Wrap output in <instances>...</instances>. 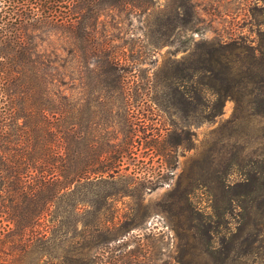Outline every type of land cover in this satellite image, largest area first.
Wrapping results in <instances>:
<instances>
[{
    "label": "trees",
    "instance_id": "trees-1",
    "mask_svg": "<svg viewBox=\"0 0 264 264\" xmlns=\"http://www.w3.org/2000/svg\"><path fill=\"white\" fill-rule=\"evenodd\" d=\"M70 1L63 21L55 16V0L5 2L17 11L23 9L24 14L13 13L10 25L0 29V214L6 216L9 224L0 232V264L15 261L26 251L34 256L33 264H149L155 255L151 239L146 236H136V249L125 251L118 246L110 247V241L105 242L92 232L87 243L65 251L62 242L57 243L53 235L51 211L57 201L76 185L107 184L121 171L124 157H135L130 152L131 138L125 136L118 144L113 138L103 139L100 144L92 138H83L76 131L77 124L65 126L70 110L33 101L35 92L53 85L59 75L68 73L66 77L72 80L73 63L87 71L94 86H100L98 92L118 95L130 82H137L122 68L119 47L103 39L97 22L98 13L104 8L121 5L140 8L139 0ZM39 2L47 5L45 12L50 24L66 35L67 46L63 51L67 58L37 56L31 43L19 37L18 31L34 22V7ZM261 3L264 12V0ZM204 45L188 76L194 88L193 108L206 102L207 122L215 124L225 103L232 101V117L213 130L228 143L240 136L247 122L264 120V48L240 38L216 39ZM181 82L176 80L173 84L182 87ZM99 99L104 105L116 101L112 97ZM178 144L179 141L169 142L171 146ZM222 148L225 149L216 151V163V159H211L213 152L207 155V197L211 211L207 213L204 255L206 264H244L242 258L249 256L264 238V153L247 155V144ZM157 156L169 163L168 153ZM150 163L139 161L129 168L131 175L154 186L145 189L160 186L151 181L159 172ZM129 169L123 167L124 171ZM233 175L238 178L231 181ZM222 203L232 208V213H225ZM169 212L177 219L188 214L190 221L193 215L187 197L173 202ZM97 224L96 221L95 233L99 232ZM103 228L109 230L107 225ZM199 256L191 246L161 264H196Z\"/></svg>",
    "mask_w": 264,
    "mask_h": 264
},
{
    "label": "rangeland",
    "instance_id": "rangeland-1",
    "mask_svg": "<svg viewBox=\"0 0 264 264\" xmlns=\"http://www.w3.org/2000/svg\"><path fill=\"white\" fill-rule=\"evenodd\" d=\"M6 1L0 0V29L10 25L13 13L24 14L23 9L8 7ZM55 3V16L65 20V7L71 1L55 0ZM139 3L140 8L130 5L104 8L98 13L97 22L103 39L119 47L122 68L137 82H130L118 95L98 92L100 86H94L87 71L73 63L72 69L78 71H74L72 80L66 77L68 73L59 75L53 85L37 90L33 96L37 104L49 103L50 107L70 110L74 117L69 111L65 126L77 124L76 131L83 138H92L99 144L108 138H113L115 144L125 136L131 138L130 152L135 154L133 158L124 157L121 171L107 184L76 185L57 201L51 211L53 235L57 243L62 242L65 251L87 243L92 232L99 239L110 241V247L118 246L125 251L136 249V236H146L151 239L155 255L149 264H161L191 246L200 255L196 264H206L207 213L211 211L207 197V155L213 152L211 159H216V163V151L224 150L222 145L232 144L237 147L247 144V155L264 153V120L245 122L240 136L227 143L213 130L232 117L233 102L225 103L215 124L208 123L206 102L193 108L194 88L188 76L195 56L203 52L207 41L240 38L264 48L262 3L261 0H139ZM46 7L43 2L34 7V22L19 30V37L31 43L37 56L62 60L67 58L63 51L67 38L61 28L50 24ZM176 80H181L183 86L173 84ZM102 97L116 101L104 105L99 99ZM176 141L178 145H169ZM163 152L169 154L168 164L157 156ZM139 161L151 162L152 169L159 172L151 181L160 186L151 189L154 186L130 174L129 168ZM125 166L128 171L123 170ZM237 178L233 175L230 180ZM181 197H187L191 205V221L187 220L188 214L177 219L169 212L170 205ZM221 206L225 213H232L226 203ZM5 217L0 214V232L9 226ZM96 221L100 224L98 233L94 232ZM107 221L110 224H105ZM105 225L109 230L103 228ZM219 228L221 232L224 230L223 225ZM261 240L249 256L242 258L244 264H264V238ZM33 263L34 256L26 251L8 264Z\"/></svg>",
    "mask_w": 264,
    "mask_h": 264
}]
</instances>
